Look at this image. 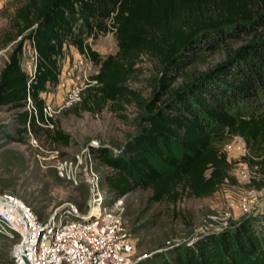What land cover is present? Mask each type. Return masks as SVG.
<instances>
[{
	"label": "trees",
	"instance_id": "16d2710c",
	"mask_svg": "<svg viewBox=\"0 0 264 264\" xmlns=\"http://www.w3.org/2000/svg\"><path fill=\"white\" fill-rule=\"evenodd\" d=\"M14 26V36L22 39L0 72V105L17 109L19 131L41 126L24 107L31 96L44 119L40 91L58 83L65 43L87 51L99 66L98 83L70 112L100 111L109 101L118 108L136 102L144 110L143 125L123 152L98 150L113 169L106 182L116 198L137 189H150L149 201L165 204L185 195L213 196L232 178L238 159L229 158L224 146L235 135L247 145L240 160L264 185V0H20ZM109 32L118 49L106 56L85 41ZM240 34L251 36L236 47L228 42ZM26 39H33L38 51L34 76L22 66ZM222 46L224 59L197 68L198 58ZM145 54L161 69L148 98L129 85ZM44 129L51 141L70 144V132ZM17 138L23 139L20 132ZM174 142L179 155L172 153ZM156 156L169 168H160ZM259 223L263 231L244 220L194 244L177 245L162 264H264V211Z\"/></svg>",
	"mask_w": 264,
	"mask_h": 264
},
{
	"label": "rangeland",
	"instance_id": "374dc122",
	"mask_svg": "<svg viewBox=\"0 0 264 264\" xmlns=\"http://www.w3.org/2000/svg\"><path fill=\"white\" fill-rule=\"evenodd\" d=\"M18 5L20 0H0V72L22 39V36H14L17 31L14 13ZM250 36L240 34L228 38V42L236 47ZM9 37L14 38L6 42ZM29 42V39L24 41L21 55L22 66L26 69L31 53ZM92 46L102 56L118 49L113 32L93 39ZM225 53L223 46L206 51L205 56L198 58L197 68L205 69L221 61ZM97 68L99 66L95 64ZM160 75L157 59L145 54L142 61L137 63V70L129 85L148 98L152 95L154 78ZM180 80L181 77L174 82L175 85ZM122 105L123 108H118L109 101L100 111L83 110L80 114L70 112L71 106L60 109L54 119L55 127L59 126L72 134L68 145L51 141L43 126H28L26 131H19L18 128L23 125L16 119L17 109L0 105V189L21 197L41 218L49 217L57 207L69 203L86 209L89 187L82 177V168L76 164V154L86 148L95 149L97 153L100 148L110 149L115 154L123 152L127 142L140 131L144 110L136 102ZM19 132L23 136L21 140L17 138ZM173 147L172 153L179 155V144L174 142ZM236 154L235 151L230 153L231 159H238L232 170V178L213 196L200 198L185 195L176 204H165L150 202V189H137L120 197L125 227L136 244V254L141 256L153 252L136 264L165 263L173 257L172 249L175 246L194 244L206 233L223 231L244 220L252 221L257 230L263 231L259 221L264 211V185L259 186L253 180L255 172L250 166V178L239 173L242 154L233 156ZM154 159L160 168H169L158 156ZM60 164L64 167L63 171L71 166L75 169L78 183L61 173ZM96 168L108 191L107 201L112 203L116 193L108 186L106 177L112 174L113 169L99 155ZM245 201L249 209L242 212L240 204ZM178 211L185 216L178 214ZM16 241L17 235H0V264H14L12 249Z\"/></svg>",
	"mask_w": 264,
	"mask_h": 264
},
{
	"label": "built area",
	"instance_id": "2783aa9c",
	"mask_svg": "<svg viewBox=\"0 0 264 264\" xmlns=\"http://www.w3.org/2000/svg\"><path fill=\"white\" fill-rule=\"evenodd\" d=\"M92 40V36L85 39L91 44ZM29 41L31 53L26 62L27 69L23 68L34 76L38 51L34 40ZM59 63L58 83H47L40 91L44 99V119L39 118L31 96L25 106L35 113L37 123L43 127H55L57 112L79 103L85 91L98 83L94 75L99 68L95 69L96 63L87 51H82L77 45L65 43ZM224 150L229 158L232 151L237 153L233 156L244 155L247 152L244 137L235 135L225 144ZM55 152L58 153V150ZM76 158V164L82 168V177L89 187L86 209L69 203L57 207L49 217L41 218L21 197L0 189V235H17L12 249L15 264H136L147 256L148 253L136 254V244L125 227L121 198L112 203L107 201L108 191L96 168L97 151L86 148L78 152ZM240 161L239 173L250 178L248 162ZM59 168L63 175L78 183L72 166L65 171L61 164ZM240 207L242 212L249 209L246 201Z\"/></svg>",
	"mask_w": 264,
	"mask_h": 264
},
{
	"label": "water",
	"instance_id": "95a60500",
	"mask_svg": "<svg viewBox=\"0 0 264 264\" xmlns=\"http://www.w3.org/2000/svg\"><path fill=\"white\" fill-rule=\"evenodd\" d=\"M154 252H155V251H154ZM152 253H153V252H152ZM152 253H148L147 256L150 255V254H152Z\"/></svg>",
	"mask_w": 264,
	"mask_h": 264
}]
</instances>
